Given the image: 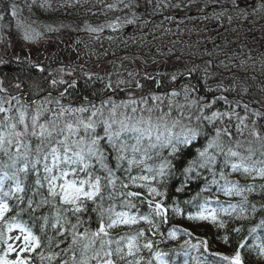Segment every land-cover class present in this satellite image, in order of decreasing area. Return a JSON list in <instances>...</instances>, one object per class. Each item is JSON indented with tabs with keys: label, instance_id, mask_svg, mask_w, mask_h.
I'll use <instances>...</instances> for the list:
<instances>
[{
	"label": "trees",
	"instance_id": "1",
	"mask_svg": "<svg viewBox=\"0 0 264 264\" xmlns=\"http://www.w3.org/2000/svg\"><path fill=\"white\" fill-rule=\"evenodd\" d=\"M13 5L15 15L12 14ZM240 6L242 7L241 4ZM254 6L255 3L252 2L251 8ZM238 11L240 12L237 0H0V76L7 90L18 93L15 99L8 101L0 94V106L9 110L0 112V125L4 124L6 116L15 122L19 117L18 110H24L29 135L23 140L24 144L32 148L33 156L36 145L41 143L38 137L31 135L32 116L37 111L41 113L38 125L43 124L49 129L54 125L57 129L51 138L44 140L41 157L48 151L43 148L45 143L56 146V140L62 138L59 136L67 135L66 131L58 134L59 129L64 128L67 123L75 124L77 119L87 121L96 110H99L97 115L92 117L96 121L95 134L103 137L102 121L109 118L114 104L117 106L116 119L131 117V122L136 123L143 118L145 126L151 120L153 126L160 124L163 128L167 124L174 133L188 128L196 129L199 133L190 144L179 145L180 150L175 154H170L171 148L163 145L157 147L159 153L149 152L150 156H147L145 162L151 167V171L143 172V175H129L141 169L132 165L129 171L128 159L135 156L139 163L141 159L138 153H133L129 147V151L125 153L127 158L117 168L116 151L107 138L101 140L100 147L106 162L117 177L115 186L108 184L106 172L93 160L91 171L102 177V191L95 200L84 202L86 210L75 214L68 210L70 206L64 207L57 197L54 199L49 196L46 180L40 177L41 184H36L39 175L30 166L27 176L20 174L24 191L19 196L15 195L9 204L13 209L38 219L40 245L26 260L27 264H63L64 261L72 264V236L70 232L64 231L65 228L76 224L79 233L88 234V239H82L77 246H73L79 259L81 246L92 239L91 233L98 230L101 222L106 226L109 217L115 218V213L119 212L130 213L137 218L150 217L153 213L156 214L157 203L164 206L166 220L163 214L157 215L158 226L152 223L149 225L146 241L144 234L139 235L143 230L137 225L140 244L150 243L151 247L160 245L163 248H173L187 242L188 236L196 238L199 250L211 258L210 264H226L220 257L233 256L237 250L241 253L243 264H264V256L260 255L258 247L264 244V226H261V221L264 220V178L251 170L264 167V141L259 136L250 134L246 125L242 126L240 119L243 114L255 116L257 110L240 106L230 98H260L257 91L261 89V77L246 81V67L236 69V58L233 55L236 53V56H242L240 49L250 45L248 41H243L236 51L231 50V56L227 55L228 51L223 50L221 53L218 50L221 44H231L229 35L221 34L228 29V24L235 33L238 31L232 25L234 19L240 18ZM212 12L223 13L226 17L217 20ZM195 30L200 33L198 37L193 35ZM25 34L30 39L25 40ZM252 34L254 37L250 41L260 38L256 32ZM191 36L196 39H190ZM231 37L235 41L239 38L238 33L235 37L231 34ZM60 43H74L80 53L72 54L71 61L66 57L68 53L65 50L62 56L56 57L57 60L51 63L35 59L33 54L37 49L52 50ZM192 44L193 48L189 50V45ZM174 45L182 49L172 51ZM197 47L201 52L194 51ZM179 50H182L181 53H178ZM19 51L27 53V56L16 58L17 55L23 56ZM253 51L252 56L256 58L257 51L264 53L260 49ZM156 53L169 55L176 62L180 55L179 68L150 72L139 68L134 71L136 65H141L137 64L138 56ZM91 60L97 62L91 64ZM130 60L135 66L125 67L124 61ZM96 66H99L98 69ZM101 66H107L108 69L103 70ZM120 79H126L132 88L126 94L116 93L114 96L117 97L111 101L106 96L109 85L111 89L114 88ZM138 82L140 87H136ZM241 86L245 88V92L240 91ZM138 89L147 94V99L144 100L146 105L143 104L144 101L137 100L133 103L135 99H127L131 92ZM80 108L87 111H74ZM132 109L136 111L133 112ZM227 110L235 111V115L226 114ZM214 111L218 114L215 117ZM100 112L103 113L102 116ZM119 114L123 116L118 117ZM256 119L257 124L264 122L261 115ZM17 128L22 130L23 126L17 124ZM80 128L83 129V126ZM0 129L8 131L7 128ZM81 129L77 140L81 137L90 139L91 132L83 134L84 129ZM217 130L221 141L216 147L208 149V154L215 157V162L207 167H200L205 158L200 157L199 152L207 148L213 136L217 137ZM36 131L39 132V127ZM121 141H126L129 145L136 143L131 134L127 133L122 134ZM142 146L144 148L141 149L148 148L147 138L142 141ZM220 146L224 149L221 153L218 151ZM10 149L11 147L8 151ZM229 149L239 155H229ZM23 151L24 148L21 147V152ZM8 155L13 156L15 153ZM5 156L0 151V159ZM164 161H169L170 166H166L165 175L160 176V164ZM10 164L9 159L0 160V167L5 168L4 165ZM232 164H240L241 167L234 171ZM244 166L250 169L248 173L243 171ZM189 168L191 171H186ZM5 169L10 172L13 170L10 167ZM250 172L251 175H248ZM221 173L224 179L221 178ZM130 177H136L134 184ZM226 181L240 188L252 186L253 191H244L242 195H225L224 188L229 186ZM124 184L127 187H123ZM151 188H155L160 194L150 193ZM128 192H137L139 195L129 197L126 195ZM245 196L247 202L244 200ZM45 199L48 203H41ZM224 199L229 200V203L219 206ZM29 200L32 201L31 207ZM201 202L211 203L215 208L219 206L215 210L216 222L211 219H189L200 212L196 206ZM230 205H242L245 211L242 213L240 207L233 209ZM253 205L255 211L252 210ZM57 213L63 227L54 228ZM221 223L223 227L220 226ZM167 224L174 225L172 233L175 235L185 234L174 241H168L167 236L164 237L166 231L161 229ZM134 226L107 229L109 236L106 239L113 241L111 248L114 253L117 246L114 240L118 239L113 238ZM253 228L256 231L250 232ZM61 232L64 234L61 235ZM225 236L228 238L227 242L224 241ZM202 241H207V251ZM93 247L100 248L99 238H96ZM217 253L220 255H215ZM91 254L90 250L88 255ZM114 261L115 264H128V261L133 264L136 261L139 264H152L148 253L141 255L137 250L133 256ZM90 264H94V260Z\"/></svg>",
	"mask_w": 264,
	"mask_h": 264
},
{
	"label": "snow or ice",
	"instance_id": "2",
	"mask_svg": "<svg viewBox=\"0 0 264 264\" xmlns=\"http://www.w3.org/2000/svg\"><path fill=\"white\" fill-rule=\"evenodd\" d=\"M12 14L15 15V5L12 6ZM95 31V29H91ZM25 40L30 39V37L25 34ZM43 71V69H41ZM55 83V82H53ZM116 105H113L111 109L110 116L108 119H104L103 123V130L104 136H99L95 134L96 130V121L92 119L97 115L99 110L93 111L91 116L85 121L84 119H77L76 123H67L64 128L59 129L58 134H63L65 131L67 135H64L63 140H57L56 146L51 147L49 152H46L41 157L42 152V144L45 139L51 138L53 132L57 131L55 126L51 129L46 127L43 124L38 125V120L40 118L41 113L37 111L32 116V123H31V135L36 136L41 140L40 144H37L35 147V156H33L32 148L29 145L24 144L23 138L29 135V125L26 123V112L24 110L19 111L18 120L12 122V118L5 117L4 124L0 125V128H7L8 131L0 130V151L4 152L5 155H8V146H11L13 143L16 145V153L13 156H9V160L11 161L10 165H5V168H12L11 172L5 170L0 171V217H3L4 213L9 210V205L7 202L3 200V197H11L16 193H20L24 191L22 187V182L20 179V174L24 173L27 176L29 172L30 166L32 171H38V166L41 164L43 160V171L45 173L43 179L47 181L48 184V194L52 198L59 197L60 203L63 205H68L69 211L75 213H80L85 209L84 202L89 200H95L97 196L101 194L102 191V184L101 180L102 177L99 175H94L91 171L93 168V160L97 164H99L100 168L106 172V179L109 185L115 186L116 179L113 170L108 166L106 162V158L104 156L103 150L100 147L101 140L107 138L108 143L113 147L116 151V160H117V168L120 167V162L124 161L127 157L125 153L131 148L133 153L141 152V143L142 141L147 138L148 140V148L143 149L142 155L147 157L148 156V149H155L158 146H165L171 148L170 154L177 153L179 149V145H188L190 144L197 136L198 131L196 129L188 128L182 129L180 133H174L171 128L167 126V124L163 125L161 128L160 124H156L153 126L151 120L146 122L143 121L141 118L140 121L136 123H132L131 117H124L122 119H116ZM247 107V106H245ZM9 111L8 109L3 108L0 106V112ZM74 111L78 112H85L87 109L80 108ZM133 112L136 109H132ZM60 115H63L61 113ZM102 116L103 113L100 112ZM217 113H213V117L217 116ZM17 124L22 125L23 129L18 130ZM113 125H116V128H113ZM83 126V129L86 134L91 132V138L86 139L85 137H81L79 140H73L69 142V136L77 135L79 133L80 127ZM37 127H39V132L36 131ZM175 127V124L173 125ZM153 132H155V142H153ZM127 133L131 134L132 139L135 140V144L129 145L126 141H121L122 134ZM255 135H259L258 133H254ZM220 136L219 130H217V137ZM117 141H120L118 144ZM215 140L210 141L207 148L203 151L199 152V156L205 158L204 161L200 164V167H207L208 165L215 162V157L208 154V149L216 147ZM21 147L24 148V151L21 152ZM62 147V151H61ZM228 154L235 157L239 154L231 149L228 150ZM49 158H51V164L48 163ZM143 163V160L139 161ZM137 163L135 156L131 159H128L129 164V171L133 164ZM63 166V167H62ZM166 166H170L169 161H164L160 164L159 168V175H165V168ZM241 166L237 164H232V169L234 171L239 170ZM151 171V168H149ZM252 171H256L260 178H264V167L256 169H251ZM186 171H191V168L186 169ZM243 171L248 173L250 169L247 166L243 167ZM58 172V174H56ZM81 173L84 174V177H81ZM71 177V178H69ZM221 178L224 179L223 174L221 173ZM133 184L136 181V177H130ZM140 179H148V177H140ZM7 181H12L13 184L9 185L8 190L5 191V184ZM58 181H62V183H58ZM215 183V181H213ZM36 184L40 185L41 180L37 178ZM226 185H229L224 188L225 195H242L244 191H253L252 186H248L247 188H240L236 184H232L231 182L226 181ZM123 187H127L126 184L122 185ZM150 193H155L159 195L160 193L157 192L155 188L149 189ZM129 197H137L139 193L137 192H128L126 193ZM20 199H23L20 197ZM245 202H247V197H244ZM41 203H48L47 199L42 200ZM151 204V202H149ZM32 201L29 200V207H31ZM39 206V205H38ZM134 207V205H130ZM229 207L235 209L236 207H240L241 212L245 211L242 205L233 206L230 205ZM252 210L255 211V205L252 206ZM156 215H162L163 209L160 203L155 205ZM227 213V210H224ZM208 213L207 215L205 213ZM138 219H143L151 223L148 220L147 216H141L139 218L135 216H130L126 212H119L115 213V218L109 217V223L105 226L103 222H101L97 231L91 233L92 239H89L87 243H84L81 246V254L80 258L77 259L75 250L73 246H77L82 239H88L87 232L79 233L77 231V225L72 224L70 228H65L64 231L70 232L72 236L70 250L73 251L72 255V264H90V261L96 260L97 264H115V261L111 258L114 254L113 249L111 248V244L113 241L111 239H106L109 236L107 229L114 228L119 224H134L138 222ZM189 219H199V220H208L211 219L213 222H216L217 216L214 210H207L202 209L196 216H190ZM20 227L21 232H24L25 229L23 226L17 225ZM223 227V223L220 224ZM261 226H264V220L261 221ZM11 227V226H10ZM53 227H63L60 225V218L59 213H57L56 222L53 224ZM236 231H240V229H236ZM256 229L253 228L250 232H255ZM61 235L64 233L61 232ZM143 232L139 233L142 235ZM170 235L175 238L174 233H170ZM96 238L100 239V248L95 249L93 246L96 242ZM19 239V237H18ZM124 237H121L123 240ZM227 236L224 237V241L227 242ZM136 237H129L127 240L126 247L128 249L126 255L133 256L134 249H136L137 245L135 243ZM25 246L29 244V242L34 243L38 246V240L36 237L32 236L29 232L28 235L24 237ZM201 243L205 246V251H207V241H202ZM116 248H115V255H117L121 260L125 258L124 249L120 246V241H116ZM9 251H12V246L9 245ZM145 247H151V244L148 243ZM192 247L199 249V245H193ZM241 247H244L241 244ZM260 255L264 256V244L258 245ZM91 250V256L88 255L89 251ZM101 254H103L101 256ZM220 255V254H215ZM156 257L159 260V264H168L162 258L161 253H156ZM223 261H226L227 264H243V260L241 257V253L239 250L235 252L233 256H221L220 257ZM195 264H201L198 258H193ZM0 264H17L15 261H8L0 257ZM23 264V262H21ZM63 264H68V261H64ZM128 264H133L132 261H128ZM135 264H139V261H136ZM185 264H188L185 261Z\"/></svg>",
	"mask_w": 264,
	"mask_h": 264
},
{
	"label": "rangeland",
	"instance_id": "3",
	"mask_svg": "<svg viewBox=\"0 0 264 264\" xmlns=\"http://www.w3.org/2000/svg\"><path fill=\"white\" fill-rule=\"evenodd\" d=\"M252 2L255 3V6L253 8H251ZM240 4L242 5L243 8L240 6ZM237 6L239 7L240 12L238 11L239 14H237V13H235V14L239 15L240 18H239V20L234 19L232 25L236 26V29L238 30L236 33H238L239 38H237V41L233 40V38L231 37V34H233V37H235L236 33L230 28V24H228L227 25L228 29L221 34H222V36H224L225 34L229 35V37L231 38V44L229 46L221 44V46L218 47V50L221 53L223 52V50L228 51L227 55L231 56L232 53H230V51L233 50V52H234L237 49H239V45L243 41L246 40L249 43H251L250 45H247V46L244 45L245 47H242L240 49L242 56H236L235 55L236 53H234L233 56L236 58L235 66H236L237 70H241V69L246 67V71H245L246 73H244V75H246V81H251L253 79H257V76L261 77V89H259V91H257L258 94L260 95V98H257V99L250 98L248 100H247V98H245L243 96H242L243 98H240V99H237V98L235 99L234 97H230V98L240 106H242V105L248 106L251 109L254 108L255 110H257L255 112V114H256L255 116L250 117L247 114H243L240 116V119H241L242 126L246 125V128L248 129L250 134L255 135L254 133H258L259 134L258 136L260 137V139H262L264 141V122L261 121V124H257V119H256L258 115H261L264 117V53L261 54L259 51H257V55H256L257 58L252 56V53L255 52L253 50L260 49L261 51H264V41H263V38H264V0H262V1L261 0H237ZM214 13L215 12H212V14L216 16L217 20L225 19V17H226L223 13L222 14H214ZM252 32H256V34L258 36L260 35L259 36L260 38L257 40L250 41V39L252 37H254ZM193 35H196V37H198L200 35V33L197 30H195ZM196 37L191 36L190 39H192V38L196 39ZM175 41H176V39L174 38V43H175ZM73 42L75 43V41H73ZM74 43L73 44L71 43L69 45L68 44L65 45L63 43H60L61 45H59V46L57 45L58 47H54V48H52V50L51 49L50 50L49 49H46V50L37 49V51L34 52L33 55H34L35 59H37L38 62L51 63L52 61L57 60L56 57L59 58L60 56H62L63 50H65L68 53V55L66 57L69 58V61H71L72 54H79L80 53L79 48L76 47V44H74ZM232 44H234V46ZM193 45L194 44L189 45L188 49L192 50ZM177 49H182V47L178 48V45H174L173 48H171L172 51H175ZM196 50L201 52V49L199 47H197L194 51H196ZM181 51L182 50H179L178 53H181ZM22 52L23 51H19V54H21L23 56L17 55L16 58L22 59L23 57L27 56L26 55L27 53L25 54ZM246 52H247V54H246ZM184 57L187 58V56H184ZM259 58L262 60H260ZM177 59L179 60L178 62H176L174 60V58H170L169 55L168 56L159 55L156 53V54H149V55H145V56L144 55L138 56L137 64H141V65L135 66V63L132 60L124 61V62L126 64L125 67H134L135 66L134 71H137L139 68H141V69H144V70L150 72L153 70L162 71V70L177 69V68H179V65H180L179 62L181 60V56L179 55V57H177ZM96 62L97 61H95V60L90 61L91 64H94ZM99 66H96V68L98 69ZM235 66H234V69H235ZM232 67H233V64H232ZM101 69L107 70L108 68H107V66H101ZM120 80H122V79H120ZM238 80H239V78L237 79V81ZM0 81H1V83L3 82L1 76H0ZM247 85L250 87L249 83ZM121 87L122 86H119V88H121ZM138 87H140V83H139ZM1 88H2V90L1 89L0 90L2 93H4V91L7 92L6 87H4L3 83L1 85ZM139 90L140 89L131 92V94L128 95L127 99L129 101L132 99H135L134 100L135 102L133 101V103H136L137 100L138 101L139 100L144 101L145 99H147V94L142 92L141 90H140L141 92H138ZM240 91L245 92V88L243 86H241ZM14 93H17V92H14ZM2 95H4L5 98L8 99V97L6 96L5 93ZM110 96H111L110 98H112L113 100H114V98L117 97L114 95H110ZM108 99H109V97H108ZM144 103L146 105V101H144L143 104ZM145 105H143V107ZM230 112L231 111L227 110L226 114L235 115V111H232L231 113ZM214 113H215V111H214ZM120 116H123V115L119 114L118 117H120ZM137 118H138V116H137ZM221 122L224 123L222 120H221ZM0 130L5 131L4 129H0ZM18 130H21V129H18ZM81 130H83V129H81ZM84 133H85V131L83 130V134ZM154 133H153V139L155 141V134ZM59 137H62V138H60V140L64 139V136H59ZM78 137L79 136H77V135L69 136V142H71L73 140H77ZM29 139L32 140L31 137ZM213 140H215L216 144L219 141H221L220 138H218L216 136L212 137L211 141H213ZM54 146L55 145L49 146L48 143H45L43 148L48 150L47 152H49L50 148L54 147ZM10 147H11V149H13V150L10 149V151H12V153H16L15 143H13L11 146H8V148H10ZM140 147L141 148L143 147L142 143H141ZM61 150H63L62 147H61ZM218 151L220 153L222 151H224V149H222V146L219 147ZM148 152H150L151 154L152 153H159V149L158 148L150 149V150H148ZM138 155H142V154H140V152H139ZM48 163L51 164V158H49ZM40 166L43 167V160H42ZM56 174H58V172ZM248 175H251V172ZM230 177H233V176H230ZM151 210L154 211L152 208H151ZM23 246H24V244L21 240L18 239L15 241L14 246L12 245L13 250L9 252V254H11L9 256L10 261L14 257L15 253H19L21 251V249H23ZM123 247L125 249L127 248L125 245ZM135 250L136 249H134V251Z\"/></svg>",
	"mask_w": 264,
	"mask_h": 264
},
{
	"label": "bare ground",
	"instance_id": "4",
	"mask_svg": "<svg viewBox=\"0 0 264 264\" xmlns=\"http://www.w3.org/2000/svg\"><path fill=\"white\" fill-rule=\"evenodd\" d=\"M93 214H95V212H93ZM156 217H157V215L156 214H152L150 217H148V220L149 221H151V223L152 224H154V225H156V226H158V221H157V219H156ZM167 217V212H165V218ZM144 221V220H143ZM151 223H149L148 221H144L143 223H142V225H141V228H142V230H143V234H144V240L146 241L147 239H146V233H147V229L149 228V225H151ZM164 228V230L166 231V234H165V236L164 237H166V236H168V235H170V233H172V229L174 228V225L173 224H167L166 225V227H161V229H163ZM139 232V231H138ZM137 232V233H138ZM137 237H138V240H139V235L137 234L136 235ZM138 240H137V247H136V250L139 252V254H141L142 255V253H140V250L142 249V248H144L145 249V245L147 244V243H144V244H140V241L138 242ZM150 260H151V258H150ZM151 263H152V261H151Z\"/></svg>",
	"mask_w": 264,
	"mask_h": 264
}]
</instances>
